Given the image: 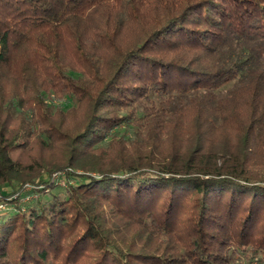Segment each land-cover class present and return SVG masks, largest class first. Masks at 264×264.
Wrapping results in <instances>:
<instances>
[{
    "label": "trees",
    "instance_id": "obj_1",
    "mask_svg": "<svg viewBox=\"0 0 264 264\" xmlns=\"http://www.w3.org/2000/svg\"><path fill=\"white\" fill-rule=\"evenodd\" d=\"M1 202L0 264H264V0H0Z\"/></svg>",
    "mask_w": 264,
    "mask_h": 264
},
{
    "label": "rangeland",
    "instance_id": "obj_2",
    "mask_svg": "<svg viewBox=\"0 0 264 264\" xmlns=\"http://www.w3.org/2000/svg\"><path fill=\"white\" fill-rule=\"evenodd\" d=\"M11 189V188H10ZM24 193H28V189H26L25 191H23ZM25 197H24V199H23V202H28V201H30V198H33L34 197V195H33V197H32V195L31 194H28V195H24ZM13 209L12 208H9V210L7 211V212H11ZM6 211V210H5ZM0 212H3V210L2 211H0Z\"/></svg>",
    "mask_w": 264,
    "mask_h": 264
},
{
    "label": "built area",
    "instance_id": "obj_3",
    "mask_svg": "<svg viewBox=\"0 0 264 264\" xmlns=\"http://www.w3.org/2000/svg\"><path fill=\"white\" fill-rule=\"evenodd\" d=\"M54 176H57V174H54ZM30 187H29V185L27 186V189H29ZM4 209H6V205L3 203V202H1L0 203V211H2V210H4Z\"/></svg>",
    "mask_w": 264,
    "mask_h": 264
}]
</instances>
